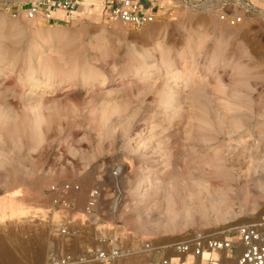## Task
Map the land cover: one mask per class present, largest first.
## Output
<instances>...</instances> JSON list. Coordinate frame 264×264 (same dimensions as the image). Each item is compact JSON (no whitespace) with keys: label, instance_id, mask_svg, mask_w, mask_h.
<instances>
[{"label":"rangeland","instance_id":"1","mask_svg":"<svg viewBox=\"0 0 264 264\" xmlns=\"http://www.w3.org/2000/svg\"><path fill=\"white\" fill-rule=\"evenodd\" d=\"M94 2L44 37L0 11V159L21 177L0 174V264L7 252L10 264H45L102 234L159 248L264 216V23L174 9L133 28ZM62 183L81 188L69 210L49 190ZM62 216L71 239L57 232ZM152 254L162 257L113 264Z\"/></svg>","mask_w":264,"mask_h":264},{"label":"built area","instance_id":"2","mask_svg":"<svg viewBox=\"0 0 264 264\" xmlns=\"http://www.w3.org/2000/svg\"><path fill=\"white\" fill-rule=\"evenodd\" d=\"M89 0H0V11L14 19H41L48 24H72L87 11ZM94 1V0H93ZM102 18L141 28L154 22L160 13L184 9L193 13L214 16L220 21L238 26L247 18L264 23V0H96ZM96 5V4H95ZM95 5L91 6L95 7ZM85 13V12H84ZM79 184H53L49 190L56 194L54 205L69 210L73 201L70 193L80 191ZM101 190L90 191L85 214L95 215ZM57 226L60 236L71 239L69 216L60 217ZM71 242V241H70ZM53 252L45 264H112L128 256L161 251L162 257L154 264H264V216L222 232L198 230L184 240L156 248L148 241L127 245L120 238L102 234L97 242L81 250L70 248ZM171 253H168V252Z\"/></svg>","mask_w":264,"mask_h":264},{"label":"bare ground","instance_id":"3","mask_svg":"<svg viewBox=\"0 0 264 264\" xmlns=\"http://www.w3.org/2000/svg\"><path fill=\"white\" fill-rule=\"evenodd\" d=\"M96 3L94 2V1H92V0H89L88 2H87V6H86V8H87V11L89 10V9H91V10H93L94 8L92 7L91 8V6H93V5H95ZM97 5V4H96ZM16 20H18V19H16ZM11 22V21H10ZM31 22H33V24L34 23H38V25H39V32H36L35 34H38L39 36H42V37H44L43 35H45L46 33L45 32H42L41 31V28L42 27H44V26H46L47 27V22L46 21H42L41 19H32V21ZM5 23V22H4ZM9 23V22H8ZM7 23V24H8ZM224 23V22H223ZM1 24H2V22H1ZM7 26H4V28H6ZM10 27V26H9ZM8 27V28H9ZM20 27H22V26H20ZM45 27V28H46ZM49 27V26H48ZM27 28V27H26ZM7 29V28H6ZM23 30V29H22ZM38 30V29H37ZM42 30H43V28H42ZM41 31V32H40ZM53 33H51V34H47V36H48V38L49 37H53V35H52ZM55 34V33H54ZM59 38L61 37V35L60 34H58L57 35ZM55 37V36H54ZM44 39V38H43ZM48 42V41H47ZM45 44V43H44ZM146 71V70H145ZM148 71V70H147ZM136 72H138V71H136ZM144 72V71H143ZM117 85H122L123 83L121 82V81H118L117 83H116ZM125 85V84H124ZM1 152V151H0ZM1 155V154H0ZM5 156V155H4ZM5 160V159H4ZM2 162H4L3 160H1L0 159V174H2L3 173V171L4 172H6L7 174H5V176H8V178H12L13 177V179H15L16 181H19L20 179H21V177H20V175H18L19 173L17 172L18 171V169L16 168V169H14V172H12L11 171V169L9 168V167H7V166H5V165H3L2 164ZM122 171H123V167H121V166H119V168L117 169V171H116V174L118 175V174H121L122 173ZM4 174V173H3ZM195 185H199V183H197V182H195ZM200 185H202L203 186V184H200ZM201 194L203 195V196H205L206 195V197H207V194L201 189ZM205 197V198H206ZM3 200V198L0 200V202ZM184 202H185V199H184ZM8 209H10V207H8L7 205H5V204H2L1 205V210H2V222H6L7 220H9V215H8ZM174 222V221H173ZM8 253V252H7ZM7 253H5L3 256H2V262L4 263V264H10V263H14V257L12 256V255H9V254H7Z\"/></svg>","mask_w":264,"mask_h":264},{"label":"crops","instance_id":"4","mask_svg":"<svg viewBox=\"0 0 264 264\" xmlns=\"http://www.w3.org/2000/svg\"><path fill=\"white\" fill-rule=\"evenodd\" d=\"M70 248H72V249H74V250H78L79 248H77V246H75L74 244H72V242H71V246H70ZM151 253V252H150ZM144 254V253H143ZM154 254H156V253H154ZM147 255V254H146ZM157 260H158V258H157V256H155V255H151L150 256V262L151 263H155V262H157ZM115 262H117V261H115ZM115 262H113V263H115ZM112 263V264H113ZM90 264H95V263H90Z\"/></svg>","mask_w":264,"mask_h":264}]
</instances>
